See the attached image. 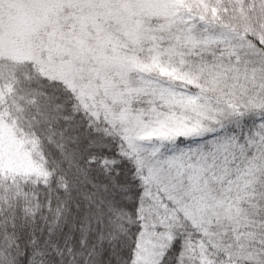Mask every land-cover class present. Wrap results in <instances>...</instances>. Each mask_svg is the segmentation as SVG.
Wrapping results in <instances>:
<instances>
[{
    "label": "snow or ice",
    "instance_id": "obj_1",
    "mask_svg": "<svg viewBox=\"0 0 264 264\" xmlns=\"http://www.w3.org/2000/svg\"><path fill=\"white\" fill-rule=\"evenodd\" d=\"M0 264H264V0H0Z\"/></svg>",
    "mask_w": 264,
    "mask_h": 264
}]
</instances>
